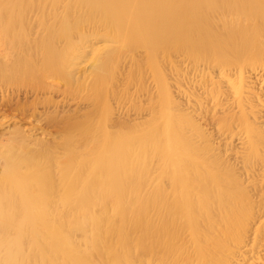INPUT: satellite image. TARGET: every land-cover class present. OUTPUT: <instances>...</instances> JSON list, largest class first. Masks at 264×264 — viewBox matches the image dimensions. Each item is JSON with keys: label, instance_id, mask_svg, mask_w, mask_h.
<instances>
[{"label": "bare ground", "instance_id": "bare-ground-1", "mask_svg": "<svg viewBox=\"0 0 264 264\" xmlns=\"http://www.w3.org/2000/svg\"><path fill=\"white\" fill-rule=\"evenodd\" d=\"M5 109L0 264H264V0H0Z\"/></svg>", "mask_w": 264, "mask_h": 264}, {"label": "rangeland", "instance_id": "rangeland-1", "mask_svg": "<svg viewBox=\"0 0 264 264\" xmlns=\"http://www.w3.org/2000/svg\"><path fill=\"white\" fill-rule=\"evenodd\" d=\"M172 56H177V54H174V55H172ZM173 57V58H174ZM179 57L177 56V58L175 57V62H177L178 64H179V62H181V60L179 61ZM64 60H65V63H64ZM54 61H56L55 59H54ZM57 62H59L60 63V65H58L59 66V69H60V71H61V75H62V79L61 78H56V79H50V80H48V81H50L49 82V84L50 85H52V88L53 89H55V90H57V92L55 91V93L53 94V99L55 100H58V101H60V102H62L61 103V105L62 106H60V104H59V109H57V108H51L52 106H50V108L48 109L49 110V112L51 111L52 113H53V115H52V120L54 121L55 119H57L58 120V118H60V117H62L63 116V113H64V111H68V110H70V109H73V110H75V109H77V108H81L83 111H86L88 108H87V104H88V102H85L84 101V103H83V101L81 102L80 101V98H78V97H74V96H69V95H67L65 92H64V88H65V82H64V80H63V78H65V71H67V58H63V57H59L58 59H57ZM143 62V61H142ZM64 63V64H63ZM84 64V63H83ZM162 64H164V63H162ZM183 64V65H182ZM120 65V64H119ZM144 65H149V64H147V63H145ZM185 63H182L181 62V66H180V64L177 66L178 68L179 67H181V68H179V72L181 73V71H183V69L185 70ZM117 67L120 69L122 66L120 65V66H118L117 65ZM165 68H166V65L164 66ZM117 68V69H118ZM124 68H125V66H124ZM145 68V69H144ZM122 69V68H121ZM121 69L119 70V71H116V68H114V70H113V74H112V72H111V74L109 73V75H110V78H111V76H113V78H115V77H117V72H120L121 71ZM127 69V68H126ZM143 70L142 71H144L145 70V72L144 73H146L145 74V76H144V78H142V80H144L145 81V84H147V85H150L151 86V88L152 89H155V86L153 85L154 83V81H153V79H155L156 78V75L154 74V72L152 71V69H151V67L149 66V68H146V66L145 67H143L142 68ZM148 69V70H147ZM170 69V68H169ZM168 69V66H167V68L165 69L166 71H165V75H166V78H168V82H169V85L171 84V89L172 90H175V87H176V83L175 82H177V80H176V78H175V76H173V73L170 71ZM123 70V69H122ZM147 70V71H146ZM150 70H151V73H152V75H151V73H150ZM111 71V70H110ZM115 71V72H114ZM125 71V69L123 70V72ZM122 72V71H121ZM120 72V73H121ZM116 75H115V74ZM120 73L118 74V76H120L121 77V75H120ZM144 73H142V75H144ZM125 74V73H124ZM169 74V75H168ZM108 75V76H109ZM141 75V76H142ZM115 76V77H114ZM152 76H154V77H152ZM181 76V75H180ZM67 77V76H66ZM122 77H124V76H122ZM121 77V78H122ZM146 77V78H145ZM179 77V76H178ZM112 78V80H113V82L115 81V84H116V81H118L119 79H120V81H121V78H119L118 77V79L117 80H114ZM125 78V77H124ZM175 79V81H174V79ZM181 78V77H180ZM107 79H108V81H107ZM106 79V81L107 82H110L111 80L109 79V77ZM126 80V82L124 81V83H123V81H122V83L125 85V87H124V85L121 83V86L120 87H118L117 86V89H118V91L121 93V92H123L124 93V91L127 93H131V92H133V91H135L136 89L135 88H138L139 86H137L136 87V85H137V82L139 83V78H137V79H134V80H137V81H134L133 82V79H131V80H128V82H127V77L125 78ZM57 80V81H56ZM60 80V81H59ZM110 80V81H109ZM148 80V81H147ZM60 82V83H57L56 84V82ZM119 81V82H120ZM143 81V82H144ZM147 82V83H146ZM29 83V82H28ZM126 83V84H125ZM22 84H25V86L24 85H22L21 87H19L18 88V90H20L19 91V95L17 96V98H19L20 100H21V102H31L32 101V99L34 98V94L33 93H28L26 96H25V93L24 92H28V90L29 91H31V84L30 85H26V82H24V83H22ZM111 84V83H110ZM110 84H108V85H110ZM139 85V84H138ZM27 86V87H26ZM30 86V87H29ZM126 87H128L127 89H126ZM28 88V89H27ZM152 89H151V91H152ZM10 90H11V88H10ZM21 90H22V92H21ZM59 91V92H58ZM63 91V92H62ZM153 92H155V90H153ZM8 93H9V91H8ZM10 93H11V91H10ZM63 94H66V96H68V97H65V95H63ZM155 94V93H154ZM157 94V93H156ZM156 94L154 95L155 97H156ZM174 94L175 95H177L176 94V92H174ZM72 97H74V98H72ZM154 97V98H155ZM25 98V99H24ZM140 98L141 99H146V96L144 95V94H140ZM41 99H43V98H41ZM143 99V100H144ZM15 100V99H14ZM109 100H110V105L112 106V107H114V110L116 111V105H117V100L116 101H114V99L112 100L111 98H109ZM143 100H141V101H143ZM146 101V100H145ZM145 101H143V102H141V104L144 106V105H146L147 103V101L145 102ZM59 102V103H60ZM82 104H81V103ZM144 102H145V104H144ZM42 103H43V101H42ZM47 103V102H46ZM44 104V103H43ZM130 103L129 102H127V103H125V106L126 107H128V106H130L129 105ZM139 104V103H138ZM48 105V104H47ZM137 105V104H136ZM45 106V105H44ZM41 107V106H40ZM47 109V108H46ZM58 110L57 112H55L56 110ZM80 109V110H81ZM41 110H43V107L41 108ZM55 110V111H54ZM59 110H60V112H59ZM124 110H125V108H124ZM133 110V109H132ZM131 110V111H132ZM114 111V112H115ZM134 111V110H133ZM130 112V113H134V112ZM15 111H12V109L10 110V109H5V110H2V112H0V119H2V117L3 116H7V117H9V118H12V119H14V118H16V117H18V116H16V114L14 113ZM50 112V113H51ZM54 112H55V114H54ZM51 113V114H52ZM59 113V114H58ZM116 113V112H115ZM58 114V115H57ZM65 114V113H64ZM77 115H78V112L76 113ZM61 115V116H60ZM25 116H27V115H25ZM25 116H21L20 115V117H21V119L20 118H16L17 120H19L17 123H14V122H12L11 124H9V126L8 127H4L5 129L6 128H8V130H10V129H12V128H22V129H24L27 133H29L30 132V134H32V138H36V139H38V138H40V139H43V140H49L50 142L51 141H53V140H55L58 136H56V138H52V136L51 135H49L48 133L49 132H51V131H53V132H55L54 130H56V127L55 126H53L56 122H57V120H55L54 122L53 121H50L49 122V120L47 121L46 120V118L44 117V116H42L41 118H38V120H32V118H30V117H25ZM53 116L55 117L54 119H53ZM57 116V117H56ZM58 116H60V117H58ZM146 116H148V115H146ZM14 117V118H13ZM132 117H134L133 115H132ZM146 118V117H145ZM49 119V118H48ZM61 119V118H60ZM144 119V118H143ZM199 122H201V124H202V126L204 127V128H206V130H211V128L209 127L208 128V125H207V127L204 125V120L202 121V120H198ZM51 122H53V124H51ZM15 124V125H14ZM19 125V126H18ZM16 126V127H15ZM35 126V127H34ZM12 127V128H11ZM53 127V128H52ZM32 128V129H31ZM33 128H35V130L33 129ZM1 129H3V128H0V131H1ZM4 129V130H5ZM31 129V130H30ZM50 136V137H49ZM60 137V136H59ZM51 139H53V140H51ZM250 193H252V191H250ZM261 193V192H260ZM260 193L258 192V196L260 195ZM256 196V195H255ZM258 196H256V199H258ZM258 223V221L256 220V224ZM255 225V224H254ZM252 230H254V229H252ZM251 231V229L248 231V233ZM251 233H254V231H251L250 232V235L248 234V236H247V240L250 238V240H251V238H253L252 237V235L253 234H251ZM249 237V238H248ZM258 238H260V237H258ZM261 241V240H260ZM262 241H264V239H262ZM248 242H249V240H248ZM251 242V241H250ZM262 244H264V242H262ZM262 247V249H264V246H261ZM260 247V248H261ZM261 249V252L262 251H264V250H262ZM262 253H264V252H262ZM165 264V263H164ZM166 264H170V262H168V263H166Z\"/></svg>", "mask_w": 264, "mask_h": 264}]
</instances>
